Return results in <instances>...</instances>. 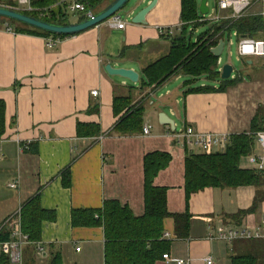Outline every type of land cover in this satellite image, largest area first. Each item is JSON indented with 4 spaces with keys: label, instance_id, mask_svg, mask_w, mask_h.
Returning <instances> with one entry per match:
<instances>
[{
    "label": "crops",
    "instance_id": "0c3cea01",
    "mask_svg": "<svg viewBox=\"0 0 264 264\" xmlns=\"http://www.w3.org/2000/svg\"><path fill=\"white\" fill-rule=\"evenodd\" d=\"M73 1L63 4L67 16ZM151 1L139 0L133 14ZM73 16L75 20L68 16L67 21L79 22L78 14ZM180 16L181 0H160L146 26L131 22L122 30L100 26L66 37L52 49L46 46L48 37L16 33L15 26L0 18V101L6 106V132L0 139V227L39 195L42 208L56 213L55 222L43 223L39 246L46 253L54 248L61 251L64 264H105L103 228H74L73 209H101L106 201H117L142 216L145 157L168 153L172 162L154 184L168 188L170 213L189 212L192 217L189 236L170 240V257L190 259L191 264H207L208 259L213 264H232L231 257L243 245L207 238L219 229L259 225L264 218V187L210 188L193 195L187 204L188 152L173 140L172 129L160 123L159 115L170 113L176 130L178 123L173 117L180 119L183 129L249 134L258 110L264 107V73L254 67L261 62L248 61L251 68L233 74L231 79H238L237 83L224 91L220 90L221 81L205 79L186 81L179 91L168 89L165 96L158 94L167 82L154 91L143 88V70L150 64L143 60L142 54L148 52L144 50L153 52V62L166 56L171 44L160 36L158 27H175ZM109 64L134 70L139 82L110 76L106 72ZM198 87L210 88L187 93ZM94 91L98 96L92 95ZM130 95L134 102L149 95L144 102L142 130L132 135L115 134L119 118L114 115V99ZM92 126L98 127L96 136L79 133L80 127L86 133ZM146 126L151 127L148 136L143 132ZM29 142L36 145L34 151L24 150ZM253 155L264 156L257 140L253 154L242 159V169L257 170ZM69 167L71 185L66 187L63 173ZM12 184L18 188L12 189ZM165 233L176 237L173 218L166 219ZM157 264L168 263L161 260Z\"/></svg>",
    "mask_w": 264,
    "mask_h": 264
},
{
    "label": "trees",
    "instance_id": "16d2710c",
    "mask_svg": "<svg viewBox=\"0 0 264 264\" xmlns=\"http://www.w3.org/2000/svg\"><path fill=\"white\" fill-rule=\"evenodd\" d=\"M106 1L108 0H79L88 11L93 10V13L94 8H100ZM0 5L12 9L18 6L14 0H0ZM33 6L38 9H49V16L44 17L49 22L70 23L67 21V8L59 4V0H34ZM24 14L39 17L37 13L24 12ZM199 18L198 0H181L180 21L184 24L181 34L167 38L171 44L169 53L144 68V77L141 78L143 88L154 91L173 77L180 75L188 77L189 84L201 79L209 82L221 81L223 85L220 90L222 91L237 83L238 79H221L218 58L213 55L212 50L221 40H224L226 34L234 32L240 39H260L264 30L263 19L260 16L249 15L236 21L214 22V26L208 32L193 42L186 37L187 28L190 25L199 27L208 23H195ZM86 19L85 15H78V21ZM5 23L15 26L13 30L16 33L45 38L52 36L8 20H5ZM55 37L66 38V36ZM209 88H193L187 93H200ZM148 97L149 95H146L137 102H134L133 95L115 97L114 115L119 119L113 133L132 135L142 130L144 102ZM84 129V127L79 128L81 135L96 136L99 133L98 127L92 126L86 133L83 132ZM262 131H264V107L258 110L252 122L251 133L233 135L231 146L224 152L211 156L188 153L185 158L187 204L193 195L210 188L237 189L252 186L259 189L264 187L263 173L241 168L242 159L251 156L255 150L256 134ZM5 132L6 106L3 101H0V139ZM35 147L36 145L31 143L29 146H24V150L34 151ZM171 162L172 157L168 153L156 152L145 157V212L142 216H136L128 206H123L117 201H106L101 209H73L72 226L74 228H103L105 264H157L163 260V256L169 254L171 246V241L164 238L165 221L168 218L175 220L177 239L189 236L192 219L190 213H170L167 204L168 188L157 187L154 184L160 172L166 170ZM63 180L66 187L71 185L70 167L63 173ZM21 219L23 233L28 235L30 242L24 253V264H64L61 251L54 248L46 253L43 248V252L40 253L38 250V246L42 244L43 223L56 221L54 211L42 208L39 195L22 207ZM4 224L0 227V244L11 240V232L7 227L2 228ZM237 243L243 246L242 249L234 252L231 257L232 264H264V240L238 241L233 244ZM0 264H12L9 256L1 250Z\"/></svg>",
    "mask_w": 264,
    "mask_h": 264
},
{
    "label": "built area",
    "instance_id": "2783aa9c",
    "mask_svg": "<svg viewBox=\"0 0 264 264\" xmlns=\"http://www.w3.org/2000/svg\"><path fill=\"white\" fill-rule=\"evenodd\" d=\"M17 8L20 12L37 13L39 18L44 19L49 16V9H38L33 6L34 0H16ZM69 0H63L61 4L67 3ZM208 5V4H207ZM259 5L260 11L258 13H253L252 9ZM69 10L72 13L78 15H85L87 18L93 17L94 13L88 11L84 4L73 1L69 4ZM223 13H227L226 16H222ZM200 14V12H199ZM215 16L211 15V9L208 15L201 16L195 23H206V22H220L222 20H239L243 17L254 15L260 16L264 23V0H218V10L213 11ZM194 23V24H195ZM193 24V23H192ZM183 23L180 21L175 27H158V31L161 37L170 38L175 36L177 33L182 31ZM101 26H106L109 29L122 30L126 26V22L123 21L120 14H116L105 22ZM100 27V26H99ZM12 32L11 29H9ZM238 37L237 33H233ZM64 38L50 36L46 41L47 48H54L60 41ZM225 41V40H224ZM232 44V43H231ZM226 48V46H225ZM239 57L243 59L251 60L253 58L264 59V30L262 32V37L260 39L254 38H239L238 44ZM222 59L218 58L219 72L222 73ZM98 91L92 92L93 96H98ZM144 135L148 136L151 134V127L146 126L143 129ZM176 143H179L186 149L188 153L191 154H203L211 156L216 153H222L227 150L232 144V134L228 133H203L195 130L192 127H186L181 131H173L170 134ZM257 141L259 145L264 150V131L256 134ZM29 142L26 146H29ZM252 162L256 166L257 171L264 174V156H252ZM12 189H17V184L10 185ZM22 209L13 217L9 218L4 226L7 227L11 232V240L0 244V250L4 252L10 258L12 264H24V248L30 244L28 235L23 233L22 230V219H21ZM164 238L167 240L177 239L169 233L164 234ZM210 241H220L232 245L238 241H250V240H264V218L261 223L254 228H244V229H219L216 234L210 235L208 238ZM40 253L43 252V248L38 247ZM80 251V249H77ZM168 264H191V260H180L172 259L169 254L163 256ZM207 264H213L212 259L206 260Z\"/></svg>",
    "mask_w": 264,
    "mask_h": 264
},
{
    "label": "water",
    "instance_id": "95a60500",
    "mask_svg": "<svg viewBox=\"0 0 264 264\" xmlns=\"http://www.w3.org/2000/svg\"><path fill=\"white\" fill-rule=\"evenodd\" d=\"M132 0H114L107 7H105L100 12L93 15L91 18L86 20L79 21L76 23L68 24H57L49 22L45 19L30 16L20 12L18 10L4 7L0 5V18L8 20L10 22L18 23L22 26L32 28L38 31L48 33L52 36H75L83 32H86L90 29L97 28L107 22L110 18L119 14L123 11ZM160 0H153L148 6L139 11L136 15L131 12L129 15L132 16L131 23L135 25H148L147 17L153 12ZM208 0H202L199 6V12L201 16H206L210 12V8L207 5ZM226 42L221 40L219 45L213 48L212 53L216 58H220L225 50ZM235 71V68L232 64H226L222 68L221 79L229 80L232 78V75ZM106 72L110 76H117L125 80L130 81L133 84H137L140 80V76L137 72L131 69L126 68H113L110 64L106 66ZM159 121L162 125L169 126L172 131L176 130L175 121L166 113H161L159 115Z\"/></svg>",
    "mask_w": 264,
    "mask_h": 264
},
{
    "label": "rangeland",
    "instance_id": "374dc122",
    "mask_svg": "<svg viewBox=\"0 0 264 264\" xmlns=\"http://www.w3.org/2000/svg\"><path fill=\"white\" fill-rule=\"evenodd\" d=\"M14 1H16V0H14ZM111 1L112 0H108V1H106V3L109 4ZM138 1L139 0H132L131 3L123 11H121L119 13L120 16L122 17L123 21L129 22V23L131 22L132 16H130L129 14L132 12V9L134 8V6L137 4ZM201 1L202 0H198L199 6L201 4ZM257 1L258 0H254V2H257ZM208 6L211 9V15L215 16L213 14V11H217L218 10V0H208ZM104 8H105L104 5L101 6L100 8H94V14L100 12ZM259 11H260L259 5L255 6L252 9L253 13H258ZM73 14L74 13L69 12L68 16H69L70 20H75L74 19L75 17L73 16ZM222 16H226V15L222 14ZM213 26H214V22L213 23L212 22H208L207 24L200 25L199 27H197V26L195 27L193 25H190L187 28L186 37L188 38V40L192 39L193 42H196L197 39L202 34L208 32ZM177 35H179V34L177 33ZM224 40L226 42V48H225V50H224V52H223V54L221 56V59H222V62H223L222 68L226 64H232L234 66V68H235V71H234L233 74H234V76H237V75H239L241 73L244 74L245 71H247V70H249L251 68V66L247 65L248 61H254L255 64H257V62H261V65H259V66L255 65L254 67L257 68V70H260V72L264 73V59L253 58L251 60H248V59H243V58L239 57V52H238L239 38L237 36H235L233 33L226 34L225 37H224ZM149 50L150 49L144 50V52H146V51H148V52L142 54L145 64H149V63H152L154 61L153 52H151ZM189 80L190 79L188 77H185L183 75L181 77L173 78V79H171L170 81L167 82L168 83L167 86H164L160 90V93L158 95L162 94L163 96H165L166 95V91L168 89H170V91H174V92L179 91L180 87L182 85H184V83L186 81H189ZM200 81H202V80H200ZM200 83L201 82H199L197 85H199ZM169 115H171V114L169 113ZM173 118L176 119V121L178 123L177 131L179 132V131L183 130V125H182L180 119L179 118H175V117H173Z\"/></svg>",
    "mask_w": 264,
    "mask_h": 264
}]
</instances>
